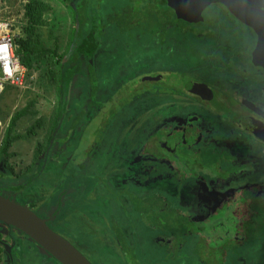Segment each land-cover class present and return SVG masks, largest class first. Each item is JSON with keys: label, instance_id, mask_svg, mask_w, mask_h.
<instances>
[{"label": "rangeland", "instance_id": "1", "mask_svg": "<svg viewBox=\"0 0 264 264\" xmlns=\"http://www.w3.org/2000/svg\"><path fill=\"white\" fill-rule=\"evenodd\" d=\"M70 1L68 0L67 3L71 4ZM161 1L163 0H145L136 4L132 0H104L102 4L98 5L95 14L89 16V23L94 19L97 24L95 28H99V50L97 56L94 57L98 77L104 78L107 75L110 78L115 77L114 71L106 70L112 69L110 64L106 63L107 61H113L112 66L114 67L115 64H119L118 76H122L128 70L133 69L134 73H132L131 79L134 83L123 81L120 86L126 87L130 83L129 87L133 88L130 93L133 92L135 94L136 100L141 102L142 100H149V103H152L154 107L156 101L151 100H161L159 93H165V88L168 86L170 89L172 86L178 87L177 83H181L180 72L183 70L188 72L187 77L189 72L197 73L199 69L204 72L207 66H210V72L205 73L204 77H215L212 74L218 75L219 72L229 71L233 64H228L227 68L222 69L221 65L218 66L212 63V59L216 58V55L226 58L234 49V54H238L235 60L245 66V73L244 69L240 68V71L236 72L234 76L239 77L240 80L241 78L244 79L245 75H255L260 78L261 86L264 89V74L251 65L252 47L245 45L248 42L246 36H251L254 39L253 34L245 27L238 25L221 6L216 7L214 5L213 8H209L205 13L204 22L199 23L198 26L188 27L192 30L193 37L187 38L184 45L182 36L178 35V33L175 35V32H173L172 36H176L179 40V50L172 58H170L173 51L172 47L167 48L164 55L157 56L160 51L157 48L154 50L152 47L153 44L157 43L156 39L152 40L150 37L142 38V32L153 31L159 35L162 32V30L158 31L157 25L155 26L152 23V19H149L148 23L150 24L147 27L143 18L142 20L140 19L141 30L136 29L133 32H128L129 30L123 32L121 28L112 22L111 25H108V21L107 24L105 23V20H107L105 16H107L109 9L123 12L129 6H135V11L144 17L149 10L157 22V10L164 6ZM32 10H34V14L30 16L29 13ZM34 16L36 21L38 20V24L32 28L31 20ZM3 21L11 24L18 56L27 68L25 86L22 88H8L0 97V180L6 178L14 181L15 178L30 176L35 166H38L41 153L52 132L58 109L57 80L59 65L57 63L58 57L52 56L50 51L55 52V55L57 54L58 56H62L67 52L76 25L73 21L72 11L61 0H0V22ZM179 21L173 17V24H176L179 29L180 27L184 28V25ZM105 25L106 27H103ZM212 27H216L214 32L211 30ZM162 28L165 29L167 27L163 26ZM100 29H102V33H100ZM153 32L149 33L153 34ZM99 33L101 36H99ZM238 33L244 34L243 37H246V39L242 41ZM235 34L240 36H237L238 41ZM24 45L28 48H25ZM24 49L31 52L26 57V63L22 54ZM128 53L132 54L134 60L127 59ZM205 64L206 66H203ZM167 71L170 74L165 76L163 82L161 80L142 82L143 76L141 74L143 73L146 77H153L157 73H166ZM128 80L130 81V79ZM81 88L78 85L72 91L75 93L69 104L72 108L73 99H76L73 105L76 104V110L81 109L79 107H83L85 114L74 128V120L78 113H75L73 109L69 111V121L67 125L66 123L64 124L66 127L62 128L64 133L61 137L67 136H64L66 137L65 140L60 138L61 142H66L55 146L57 153H60L61 147L64 148V152L61 153L60 157L50 162L46 172L37 183L21 190L0 191V193L6 198L34 210L39 216L50 218L51 227L74 243L92 264H126L129 260L134 262L138 260L141 264H193V262H201L202 259L200 257L196 256L194 260L190 255L186 256L185 254L181 259L168 260L167 255H171L176 249L174 236H171L174 241L172 246H162L154 241V236L159 234V231L162 232V230L153 228L151 217L148 218L147 225L132 206H130V209L128 208L129 210L123 207L124 210L121 204L116 207L114 204L107 202L108 200L104 201L105 198L103 196L108 194L109 190L107 184L103 183H107L113 178V183H117L115 174L117 173L119 177L125 171L121 170L125 168V163H117L118 161L114 160V157L121 155L120 151L124 150L145 151L149 132L154 130L151 128L159 122L160 117L150 114L142 116L149 107L138 102H133L132 106H128L124 110L120 109L119 113L115 115L114 111L117 108L119 109L120 104L119 107L116 105L114 109L112 105L116 103L104 102L105 97L102 96V100H97V106L88 105L89 101L81 100L84 95L83 90L78 92ZM143 93L148 94L149 99H145V94ZM256 95L259 99L241 100V102H250L258 108L259 112L264 114L263 94L260 91ZM186 99L188 100V97ZM171 100L175 99L172 98ZM218 107L216 102L211 104V110L215 112H220ZM219 109L223 110V112L226 111V113L228 111L226 107H219ZM170 110L173 111V107ZM211 121L208 122L211 123ZM131 125H134L133 130L128 129ZM143 128L146 130H142L141 142L138 144V139L133 142L132 133L140 134V130ZM92 145H95V150L82 156L83 150H90ZM96 145L101 155L98 162L100 163V168L95 167L96 163L94 161L90 162L98 150ZM6 146H8L7 149H5ZM129 146L133 148H129ZM72 147L79 150V152L77 154L74 153V158H71L68 162V157H71L69 149L71 150ZM245 154L247 156L248 152L245 151ZM122 156L126 157L125 154ZM82 159L84 162H82ZM181 159L184 160V165L179 169L178 175H181V181L186 186L169 180L148 191L158 194L167 200L171 204L170 209L176 208L185 212L194 202L188 201L191 203L187 209L185 208L186 205H182L183 196L190 193L189 188L194 186L198 178L208 183L218 173L214 169L210 172L206 171L205 168H197L194 166L195 163L192 162L187 165V161L190 158ZM124 161H127V158ZM82 168H86L85 171L90 175L86 176ZM131 168L134 169L132 165L129 169ZM63 171L64 174L61 176ZM96 171H99L100 176L96 175L93 177L91 174ZM101 171L103 173L100 174ZM64 177L66 178L64 179ZM62 179H64L66 184L71 181L69 186L66 185L67 191H71V193L63 198L61 195L64 202L62 207L58 209L59 195L62 193L63 188L61 186L57 188V186L58 180L62 181ZM121 179L125 180L126 178L122 177ZM23 181L22 179L13 182L12 185L17 187L20 184L22 185ZM133 188L135 187L129 186L132 192H138ZM201 190H203L202 187ZM117 191L115 188L114 192ZM73 194L74 197H71ZM181 194L182 197H180ZM247 199V195H245L244 216L247 221H245V244L242 243L243 246L240 252L239 261L241 263L233 255H229L225 260L220 261L222 256L218 255L215 257L217 264H220V262L225 264H264V213H259L260 217L258 218V214L254 210L255 202L257 200L261 201L262 195L253 194L249 200ZM123 205L128 206V203L123 201ZM166 207L167 205L163 208L167 209ZM55 210L58 211L54 216L56 217L54 221L53 213ZM109 210L115 212L117 222L124 226L123 229L128 243L137 245L133 252L136 257L131 259L130 255V258H128L127 254L129 253L126 252L125 254L117 245L116 238L111 233H108V226H110L111 221L107 219V216L101 217L100 213L107 215ZM225 213L227 216H235L239 213V207L230 206ZM87 214L89 220L86 218ZM130 222L134 231L127 228ZM253 222L258 224L260 222V224L249 232L248 228L252 226ZM195 228L197 229V227ZM196 229L186 241L194 243L200 241L203 237L206 238L207 242L212 240L209 243L210 246L213 245L215 248L221 246V243H218L212 236L210 238L206 234L202 235ZM0 232L8 235L11 233L18 234V236H21L19 240L23 239L21 232L9 229L1 224ZM7 241V245L12 246V240L9 238ZM31 242L25 240L18 244L26 246L23 248V255L27 258L26 263L50 264L37 256L38 253L35 249L40 247L33 241ZM204 248V245L201 246L200 254L202 256L205 255ZM6 254V251L0 248V257L4 258L7 256ZM44 254L49 257L46 252ZM16 264L22 263L17 262Z\"/></svg>", "mask_w": 264, "mask_h": 264}, {"label": "flooded vegetation", "instance_id": "2", "mask_svg": "<svg viewBox=\"0 0 264 264\" xmlns=\"http://www.w3.org/2000/svg\"><path fill=\"white\" fill-rule=\"evenodd\" d=\"M213 6L214 5L208 7L204 11V21L206 11L211 7L213 8ZM217 6L222 5L217 4ZM228 15L232 17L238 25L245 27L251 32V34H253L254 39L251 38V36H246L248 42L245 43L247 47L252 46V55L257 43L256 34L249 27L235 19L229 12ZM179 22L185 27L199 25L189 24L184 21ZM246 37L240 38L243 41ZM234 51L235 50L233 49L231 52L234 53ZM215 57L216 58H213L214 60L212 59V63H215L218 66L221 65L223 68L224 63L222 60L225 58H221V56L217 55ZM227 58L228 57H226V59ZM203 66H206V64ZM240 68L244 69L243 71L245 73V66L244 68L238 67L239 71ZM254 68L264 74V70L261 68ZM209 69L210 66H207V68L204 69V72L200 69L197 73L189 72L188 77L186 76L188 74L186 70L181 71L180 75L184 81H182L181 84L183 90L179 94L171 91L169 86L165 88V93L160 94V98H164L162 100V113L157 114V116L160 117V120L154 126L156 129L152 131L150 130L149 132L148 141L146 142V150L141 152L133 150L120 151L121 155H116L114 160H117V163L124 162L125 168H122L121 170L125 171L121 173L119 177L117 176V173L115 174L117 183H113L114 178L107 183H103L107 184L109 190L108 194L103 196L105 202L108 200L107 202L114 204L116 207H119L121 204V207H125L127 210L132 206V208L137 211V202L143 201L146 202L148 206H153L155 204L163 211V207L169 205L170 208L171 204L160 195L148 190H152L157 185L168 182L169 180L171 182L174 181L176 184L186 186L184 182L181 181L182 178L176 176V174H179V169L184 165V160L181 158H190L187 161V165L192 162L195 163L194 166L197 168H205L206 171L211 172V170L214 169L218 175L213 176L214 178L212 177V180H209L208 183H205L203 179L198 178L194 183V186L189 188L190 193L183 196L182 205H186V209L191 203L188 201H194L190 208L185 212L176 208L173 209L175 217L178 216L183 222H187L189 229L192 227V232L190 235L182 237L179 241H176V249L174 253L167 255V259L178 260L181 259L184 254L186 256L190 255L194 260L196 256L202 259L201 262H193V264H217V262H215V257L218 255L222 256L220 261L225 260L229 255L238 256L240 259L239 254L243 246L242 243L245 244V221H247V218L244 216L245 195H247V200H249L253 194H260L262 195L261 200L264 201V141L258 136V134L262 136L260 123L262 122L264 124V114L259 112L257 110L258 108L250 102H241V100L259 99L256 93H259L260 91L263 94L262 99L264 100V89L261 86L260 78L255 75H245L244 79L241 78L239 80V77H236L232 80L231 75H229V77L227 76V71L219 72L218 75L212 74L215 77H204L203 75L205 73L210 72ZM166 75L167 72H163L157 73L156 76L153 77L161 76V82H163ZM145 77L146 76L143 75L142 82ZM193 81L198 82L201 85H206L209 89V93L204 90H200L197 94L193 93V87H187V85ZM186 97H188L189 101ZM172 98L175 100H171ZM134 100H136V98H134ZM214 102H216L221 108L226 107V110H228L227 113L226 111L223 112L219 107L218 110L220 112L211 110V104ZM171 107H173V111L170 110ZM230 111L232 112L230 113ZM208 121H211V123ZM133 127L134 125H131L128 129L133 130ZM144 129L145 128L140 130V134L132 133L133 142L137 139L139 141L138 144L141 142L140 137L142 136V130ZM132 146H129V148H133ZM205 148L210 150L213 163H207L202 159L205 158ZM96 149L98 150L93 155L94 157L90 162L94 161L96 163L95 167L100 168V163L98 162L101 155L97 145ZM93 150H95V145H92L90 150H83L82 156L86 153H91ZM245 151L248 152L247 156ZM78 152L79 150H76L73 147L71 150L69 149L71 157H68V162L71 158H74L75 154ZM123 154H125L126 157L122 156ZM126 158L127 161H124ZM82 162H84L83 159ZM85 165H87V163H85ZM131 165L134 169H129ZM85 170L86 168L83 169L85 175H90ZM102 171L100 174L103 173ZM94 174L91 175L93 177L96 175L100 176L99 171L94 172ZM122 177H125L126 179H121ZM101 179H103V177H101ZM124 181L125 183L123 184ZM70 183L71 181L67 183V186H69ZM129 186H134L135 188L133 189L138 192H132V188L129 189ZM201 187L203 190H201ZM18 188L20 187H9L6 189L3 187L0 191L8 192L12 191L11 189ZM115 188L118 190L117 192H114ZM70 193L71 191H68L66 195H69ZM74 194L71 197H74ZM180 197H182V194ZM123 201H126L129 207L123 205ZM230 206L239 207V213L235 216H227L225 212ZM100 215L101 217L107 216V219L111 221L110 226H108V233H111V235L116 238L117 245L125 252V254L127 252L124 250L125 246L128 247L129 245V247L134 249L137 247L134 243H128L123 229L124 226L117 222L113 210H109L107 215L101 213ZM154 216L155 215L152 216V219ZM139 217H142L141 219L146 223L142 214L139 213ZM43 218L50 220L47 216ZM86 218L89 220L88 214L86 215ZM53 220L55 221L56 217H54ZM156 220L157 218L155 216V221ZM194 226L197 227V229ZM8 228L17 231L14 228ZM127 228L134 231L131 222ZM153 228L155 230H162L165 227L161 221H158ZM195 229L202 235L206 234V236L210 238L212 236L218 243H221V246H217L216 248L213 245L210 246L209 243L212 240L207 242L206 238L203 237L200 239L201 242L190 243L189 241H186L189 236H192ZM117 234H123L124 239L122 240L123 237L121 238L117 236ZM23 236L26 237L24 234ZM171 236L172 235L165 234L163 231H159V234L154 236V241L162 246H172L174 241L171 239ZM1 237L0 248L4 251L6 250L3 245L4 243L7 244L9 238L15 243L16 236L13 233L10 235L1 233ZM203 245L205 247V255L202 256L200 250ZM130 255L131 251L127 254V257H130ZM239 259H237V261H239ZM220 264L225 263L220 262Z\"/></svg>", "mask_w": 264, "mask_h": 264}, {"label": "trees", "instance_id": "3", "mask_svg": "<svg viewBox=\"0 0 264 264\" xmlns=\"http://www.w3.org/2000/svg\"><path fill=\"white\" fill-rule=\"evenodd\" d=\"M63 3H65L69 9L72 11L73 14V21L74 24L76 25V29L73 32L72 40L70 47L68 48L67 52H65L62 56H58L57 54L55 55V52L50 51L52 56L58 57V65H59V73H58V80H57V90H58V109L56 111V121L53 126L52 132L49 136V139L46 143V146L41 153V156L39 158L38 166H35L34 170L30 174V176L26 178H15L13 180H8L6 178H3V180H0V189L3 187L9 188V187H16L12 185L13 182H17L20 180H24L22 185H18L17 187H27L30 186L34 183H37L41 176L46 172L48 165L50 164L51 161H54L58 157H60L61 153L64 152V148L61 147L60 153L56 152L55 146L61 145L60 143H65L66 141H60V138L62 140H65L67 135H63V130L62 128L66 127L69 119V111L73 109L75 113L77 112L78 114L76 115L75 118V126L74 128L78 125V123L82 120L84 114H85V109L83 107H79L81 109L76 110L75 105H73V102L76 99H73L72 102V108L71 105L69 104V101L72 100V97L75 92H72L75 90L78 85H80L82 88L78 91L80 92L81 90L84 91V95L82 96L81 100H86L89 101L88 105H94L97 106V100H102V96L105 97L104 102H111V103H116L112 105L115 109L116 105L119 107V104L121 105L119 109L117 108L116 111H114V114H118L119 110H124L128 106H132L133 102H138L141 103L140 100H134L135 94L132 92L130 93L133 88L129 87L130 83L127 84L126 87L120 86L119 83L113 82L116 80V77H112V79H108L107 77H98L96 73V63H94V57L97 56V52L99 50V37H98V31L99 28H95L96 20H92L89 25V16H92L95 14L96 9L98 5L102 4L104 0H71V4L67 3L68 0H61ZM145 1V0H132L133 3L139 4L140 2ZM162 4L164 5L163 8H159L157 10L158 14V19L157 22L154 19V16L152 12L148 10L146 13L145 17L143 15H139L138 12L135 11V6H129L127 9H124L123 12H118L116 9H109L107 11V16L105 20V23L108 25H111V22L113 24H116L119 28L122 29L123 32H133L134 30H141V24L139 23V20L143 18L144 22L146 23V27L149 26L150 23L149 19H152V23L154 25H157L158 31L162 32L159 34H155L153 32H142V38H151L156 39V44H153L152 47L155 50L156 48L160 51L157 53V56H162L164 55V52L167 50V48L172 47L173 51L171 52V57L176 54L177 50H179V40L176 36H172L173 32L176 35H181L183 38V45L185 44V40L187 38L193 37L192 30L189 29L188 27L178 28L176 24H173V17H175L174 12L167 6V3L165 0L161 1ZM216 7H218L216 5ZM224 8V6H221ZM33 9V7H32ZM225 9V8H224ZM225 11L228 13V11L225 9ZM30 16L34 14V10H32L30 13ZM96 19V18H95ZM176 19V18H175ZM118 21V22H116ZM38 20L36 21L35 16L31 20V27L34 28V26L37 23ZM116 22V23H114ZM166 26L167 28L163 29L162 27ZM94 27V28H93ZM103 27H106L103 26ZM93 28V29H92ZM210 28V27H209ZM169 29H171L169 31ZM216 27H212L211 30L214 32ZM210 30V29H208ZM211 32V33H213ZM100 33H102V29H100ZM99 33V36L101 34ZM122 33V32H121ZM165 33V34H164ZM126 34V33H125ZM241 37L240 33H238ZM163 35V36H162ZM157 36V37H156ZM159 36V37H158ZM103 37V34H102ZM202 42V41H201ZM253 45V44H252ZM25 46V45H24ZM252 47V46H251ZM25 48H28L25 46ZM253 50V48H252ZM22 52V51H21ZM22 54L24 55V61L26 63V57H28L31 52L27 49H24ZM128 60H134L132 57V54L128 53L126 56ZM238 57V54L230 53L228 58L222 60L224 63L223 68H227L228 64H233L232 67L227 71V76L231 75V79L234 80L236 76V72H239L238 67L244 68V65L242 63L237 62L235 58ZM84 58V60H82ZM230 61V62H229ZM245 62V61H244ZM243 62V63H244ZM107 64H110L112 69H106L107 71L111 70H118L119 64H115V67L112 66L113 61H107ZM250 63L252 65L251 61V56H250ZM239 64H241L239 66ZM253 66V65H252ZM254 67V66H253ZM222 68V69H223ZM170 74L167 71V75ZM116 76V74H115ZM181 83H177L178 87L172 86L171 91H174L176 94L181 93L183 90V86H181L183 78L180 75ZM130 82L128 79L125 80ZM110 85V86H108ZM180 85V86H179ZM166 90V89H165ZM76 95V94H75ZM120 100V101H119ZM119 102V103H118ZM84 103V102H83ZM102 109V108H101ZM72 110V111H73ZM68 119V120H67ZM71 120V119H70ZM66 123V125H64ZM64 125V126H63ZM155 129L154 127H152ZM8 146H6L5 149H7ZM205 154L204 159L205 162L207 163H213L210 155V150L205 148ZM208 158H207V157ZM64 174V171L61 173V176ZM177 177H180L176 174ZM66 177H64L65 179ZM64 179L58 180V186H61L63 188L62 193L59 195L62 198L67 194V189H66V183L64 182ZM62 198H59L60 203L58 204V209L62 207V204L64 200ZM137 211L142 214L144 217L147 225H148V218L151 220V225H155L158 221H161L162 224L164 225V229L162 231L165 234H169L174 236L175 241H179L182 237L188 236L192 232V227L189 229L188 223L183 222L181 218L178 216L175 217V213L173 212V209L169 208V205L166 207L167 209H162L159 206H156L155 204L153 206H148L146 202L143 201H138L137 202ZM255 208L254 210L257 212V217L259 218L260 215L259 213H264V201L263 200H257L255 202ZM168 210V211H166ZM58 210H55L53 213V217L55 216L56 212ZM174 213V214H173ZM149 215V216H148ZM155 215L157 220L155 221V216L152 219V216ZM174 215V216H173ZM48 224L51 226L50 220H48ZM260 224V222H259ZM257 222H253L249 227L248 231H252L259 226ZM254 226V227H253ZM260 228V227H259ZM119 237H123L122 240L124 239L123 234H117ZM1 233H0V243H1ZM128 245V244H127ZM129 247V245H128ZM127 246L124 247V250L127 251L128 253L131 251V257H136L133 255V252L135 251L134 248ZM130 258V257H128ZM126 264H141L139 261H128Z\"/></svg>", "mask_w": 264, "mask_h": 264}, {"label": "water", "instance_id": "4", "mask_svg": "<svg viewBox=\"0 0 264 264\" xmlns=\"http://www.w3.org/2000/svg\"><path fill=\"white\" fill-rule=\"evenodd\" d=\"M176 18L189 24L204 21V11L212 5H222L239 22L249 27L257 36L256 47L251 55L252 65L264 70V0H165ZM159 77H145L143 81H159ZM193 93L200 90L209 93L206 85L190 82ZM258 125V124H257ZM261 140L264 141V124L260 123ZM177 146V145H176ZM175 146V147H176ZM12 191L19 190L11 189ZM0 223L24 234L58 264H92L67 238L56 232L48 220L0 193ZM7 254L12 256L13 247L4 243Z\"/></svg>", "mask_w": 264, "mask_h": 264}, {"label": "built area", "instance_id": "5", "mask_svg": "<svg viewBox=\"0 0 264 264\" xmlns=\"http://www.w3.org/2000/svg\"><path fill=\"white\" fill-rule=\"evenodd\" d=\"M27 68L18 56L11 24L0 22V97L8 88L25 86Z\"/></svg>", "mask_w": 264, "mask_h": 264}, {"label": "crops", "instance_id": "6", "mask_svg": "<svg viewBox=\"0 0 264 264\" xmlns=\"http://www.w3.org/2000/svg\"><path fill=\"white\" fill-rule=\"evenodd\" d=\"M175 18H176V16H175ZM177 19V18H176ZM111 71H114V70H111ZM115 72V74H116V80H114L113 82H117V83H119V84H121L123 81H125V80H127V79H130V82L131 83H134V82H132V79H131V77H132V73H134V70L133 69H130V70H128L125 74H123L122 76H118V74H117V72H118V70H115L114 71ZM163 73V72H162ZM142 76L144 75V73L143 74H141ZM112 77V76H111ZM107 78L108 79H112V78H110L109 77V75H107ZM161 80H162V78H161ZM145 94V99H149V95L148 94H146V93H144ZM160 94H162V93H159V95ZM160 97H161V95H160ZM163 99H161V100H151V101H156L155 102V106L153 107V104L151 103H149V100H142V102H141V104H145L146 106H148L149 108L147 109V111L145 112V113H143V115L142 116H147L148 114H150V115H156L157 116V114L158 113H162L161 111V108H162V105H163V101H162ZM24 187H22V188H19L20 190L21 189H23ZM16 237H15V243H13V244H15V245H12V247H13V253H12V256H9V255H7L6 257H0V264H16L17 262L18 263H22V264H27L26 263V261H27V258H25V256L23 255V248L24 247H26L25 245H18L19 244V242H21V241H28V242H31L30 241V239H28L27 237H24V236H22L23 237V239H21V240H19V238H21V236H18V234L17 235H15ZM32 243V242H31ZM33 249H35V248H33ZM33 251V250H32ZM35 251L38 253L37 254V256H39V258L40 259H42V260H44V261H46V262H48V263H50V264H58L53 258H51L50 256L49 257H47L45 254H44V252H43V250L42 249H35ZM239 256H240V254H239ZM237 259H239L238 258V256H235ZM238 262H240V261H238ZM241 263V262H240Z\"/></svg>", "mask_w": 264, "mask_h": 264}]
</instances>
